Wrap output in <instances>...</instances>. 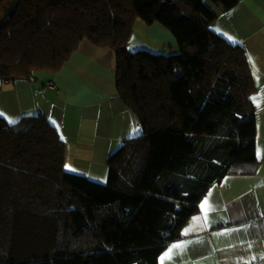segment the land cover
Listing matches in <instances>:
<instances>
[{"label":"trees","instance_id":"trees-1","mask_svg":"<svg viewBox=\"0 0 264 264\" xmlns=\"http://www.w3.org/2000/svg\"><path fill=\"white\" fill-rule=\"evenodd\" d=\"M210 1L0 0L1 78L54 74L88 40L115 51L142 129L100 183L67 169L46 117L0 115V264H158L213 185L256 171L253 74L211 28L237 0ZM136 19L168 28L179 51H130Z\"/></svg>","mask_w":264,"mask_h":264},{"label":"crops","instance_id":"crops-1","mask_svg":"<svg viewBox=\"0 0 264 264\" xmlns=\"http://www.w3.org/2000/svg\"><path fill=\"white\" fill-rule=\"evenodd\" d=\"M211 28L245 49L257 87L252 104L259 165L254 173L231 174L213 185L158 264H264V0H237ZM148 31L161 45L178 51L168 28L151 25ZM50 80L58 91L48 87ZM38 114L65 141L67 169L100 183L108 180L109 156L123 140L142 132L137 115L118 95L115 51L88 40L54 74L35 80L0 77L1 116L14 123Z\"/></svg>","mask_w":264,"mask_h":264},{"label":"rangeland","instance_id":"rangeland-1","mask_svg":"<svg viewBox=\"0 0 264 264\" xmlns=\"http://www.w3.org/2000/svg\"><path fill=\"white\" fill-rule=\"evenodd\" d=\"M206 3L209 6H212V2L210 0H206ZM138 20V24H144L142 26L140 25H136V22ZM157 25V24H156ZM149 26L146 24L144 21H142L141 19H136L134 25H133V30L134 33L131 34V36L129 37L128 43H127V47L130 51L134 52V51H138V50H149V51H153L152 49L158 48L160 50L161 53L164 54H171V53H177V52H173V50H171V48L169 47V44H160L159 41L154 40L152 34L148 31ZM163 49V50H162Z\"/></svg>","mask_w":264,"mask_h":264},{"label":"built area","instance_id":"built-area-1","mask_svg":"<svg viewBox=\"0 0 264 264\" xmlns=\"http://www.w3.org/2000/svg\"><path fill=\"white\" fill-rule=\"evenodd\" d=\"M48 87H50V88L55 89V90L58 91L56 82H54L52 80L48 82Z\"/></svg>","mask_w":264,"mask_h":264},{"label":"snow or ice","instance_id":"snow-or-ice-1","mask_svg":"<svg viewBox=\"0 0 264 264\" xmlns=\"http://www.w3.org/2000/svg\"><path fill=\"white\" fill-rule=\"evenodd\" d=\"M173 247H174V248H175V247H181V245H174ZM170 251H171V250H170Z\"/></svg>","mask_w":264,"mask_h":264}]
</instances>
